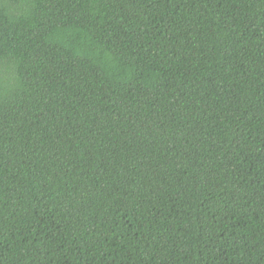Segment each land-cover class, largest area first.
<instances>
[{
  "label": "trees",
  "instance_id": "1",
  "mask_svg": "<svg viewBox=\"0 0 264 264\" xmlns=\"http://www.w3.org/2000/svg\"><path fill=\"white\" fill-rule=\"evenodd\" d=\"M0 264H264V0H0Z\"/></svg>",
  "mask_w": 264,
  "mask_h": 264
}]
</instances>
